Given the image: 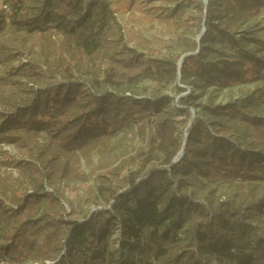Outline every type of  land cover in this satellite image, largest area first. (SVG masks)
Here are the masks:
<instances>
[{
    "label": "trees",
    "instance_id": "trees-1",
    "mask_svg": "<svg viewBox=\"0 0 264 264\" xmlns=\"http://www.w3.org/2000/svg\"><path fill=\"white\" fill-rule=\"evenodd\" d=\"M190 2L193 9L179 16L201 24L203 33L198 42L181 38L179 53L159 59L124 43L111 0H0V61L6 65L0 143L28 156L0 161L26 175L14 181L0 172V204H8L0 205L1 259L264 264V177L242 172L237 162L254 148L253 135L227 123L235 104L196 103L186 94L178 101L185 107L176 108L169 95L178 84H215L210 72L220 74V68L225 86L248 84L239 74L253 49L236 32L264 0ZM193 51L178 74L175 63ZM131 123L148 132L147 148L115 167L91 170L94 185L86 193L100 199V208L85 209L63 188L57 194L48 189L72 172L70 160L106 149L114 132ZM41 130L47 139L36 147ZM233 181L237 196H202L209 182Z\"/></svg>",
    "mask_w": 264,
    "mask_h": 264
},
{
    "label": "rangeland",
    "instance_id": "rangeland-1",
    "mask_svg": "<svg viewBox=\"0 0 264 264\" xmlns=\"http://www.w3.org/2000/svg\"><path fill=\"white\" fill-rule=\"evenodd\" d=\"M111 2L116 8L115 16L125 35L124 43L155 58H170L171 55L179 53L182 48L181 38L185 36L196 38L202 30L201 24L185 21L179 16L182 11L193 9V3L190 0H111ZM6 8L4 4L3 9L6 10ZM236 37L240 41L247 42L253 49L244 60V69H242L244 74H239V77L248 84L225 86L224 76L227 75L225 69L220 68V74H217L216 71L210 72L213 79L218 78L219 80L215 84H211L205 89L195 87V85L178 84V89L169 92V95L172 97L173 107L176 108L185 107L178 101L186 94L195 95L196 103L208 101L212 105L218 106L235 104V106L229 107L233 111V115L228 118L227 123L237 127L240 132L247 130L253 135L254 142V148L248 149L251 153L240 155L241 160L237 161L238 169L253 175L261 173L264 177V3L258 7L256 16L248 24L243 23L237 29ZM21 59L27 61L28 58L23 56ZM5 66L0 61V74L3 73ZM233 72L237 73L235 69ZM249 82L251 83L249 84ZM134 86L139 89L141 83H135ZM190 108L193 113V108ZM147 138L148 132L137 129L135 123L120 127L111 136L106 149L96 147L86 156H77L70 160L72 172L67 177H63L60 183L52 185L48 189L57 194L63 188L67 199L74 204L79 202L85 209L91 211L100 208V199L86 193L87 188L94 185L91 170L97 169L100 165L115 167L121 158L136 155L138 151H145ZM46 139L47 131L41 130L33 143L36 147H40ZM234 142L238 141L234 140ZM240 147L243 148L244 145H240ZM19 148L14 144L0 143V161L4 158L13 160L20 158V162L26 160L27 154L22 155L23 148ZM180 155L181 151L177 157ZM0 172L4 176H10L14 181L23 180L26 176L21 168L6 164L0 165ZM253 181L257 182L258 180ZM207 184V190L202 193V196L208 195L209 198L224 199L237 196L239 192L237 181L209 182ZM62 204L69 210L66 203ZM0 205H3L5 209L8 207L6 202ZM103 205L110 208V203ZM3 231L4 223L0 221V234ZM117 234L115 232L113 238H116ZM116 246L117 243L113 242L112 247ZM0 264L9 263L0 258ZM25 264H54V261L46 259L42 262H26Z\"/></svg>",
    "mask_w": 264,
    "mask_h": 264
},
{
    "label": "water",
    "instance_id": "water-1",
    "mask_svg": "<svg viewBox=\"0 0 264 264\" xmlns=\"http://www.w3.org/2000/svg\"><path fill=\"white\" fill-rule=\"evenodd\" d=\"M201 1L203 2L204 5H205L206 2H207V0H201ZM203 20H204V18H203ZM203 31H204V28L202 27V30H201L200 34L196 37V41H197V42H198V40H199L200 35L203 33ZM196 51H197V49H196ZM196 51L188 52V53L182 54V55L180 56V58H179V59L177 60V62L175 63L176 66H177V72H178V74H179V68H180V65H181V62H182L183 58H184L185 56L191 54V53L196 52ZM184 144H185V142L183 143V145H184ZM182 153H183V149L181 150V154H182ZM180 156H181V155H180ZM180 156L177 157L176 159H174V162H172V163H176V162L178 161V159L180 158Z\"/></svg>",
    "mask_w": 264,
    "mask_h": 264
}]
</instances>
